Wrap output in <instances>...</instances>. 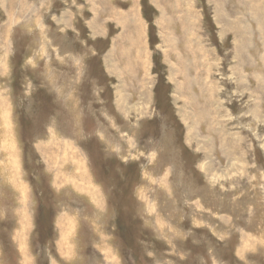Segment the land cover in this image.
I'll use <instances>...</instances> for the list:
<instances>
[{"label":"rangeland","instance_id":"obj_1","mask_svg":"<svg viewBox=\"0 0 264 264\" xmlns=\"http://www.w3.org/2000/svg\"><path fill=\"white\" fill-rule=\"evenodd\" d=\"M247 6L0 0V264H264Z\"/></svg>","mask_w":264,"mask_h":264},{"label":"bare ground","instance_id":"obj_2","mask_svg":"<svg viewBox=\"0 0 264 264\" xmlns=\"http://www.w3.org/2000/svg\"><path fill=\"white\" fill-rule=\"evenodd\" d=\"M255 0H241V2H244V3H246V6H247V9L248 10H250L249 11V13L251 14V16L253 17V18H255V20H257V22L259 23V27L262 29V25L264 26V22H262L261 21V18L263 17L264 18V16L262 15V12L264 11V10H262V12H261V9L259 10L258 8H256V6L258 5L259 6V3H257L258 2V0H257V2H254ZM256 3H257V5H256ZM262 4V3H261ZM260 4V5H261ZM263 5V4H262ZM257 6V7H258ZM261 7V6H260ZM259 7V8H260ZM258 13L259 15H260V13H261V15L259 16V15H257L256 13ZM254 13V14H253ZM254 15V16H253ZM263 23V24H262ZM236 50H237V52H239V48L237 47L236 48ZM246 90V89H245ZM11 151V150H10ZM4 154H8V151H5V153ZM10 154V153H9ZM7 165H10V162L7 164ZM14 169H16V167L14 166ZM17 170V169H16ZM89 193V192H88ZM91 194H93V193H91ZM90 194V195H91ZM88 195V194H87ZM93 196V195H92ZM92 196H91V198H92ZM69 260V259H68Z\"/></svg>","mask_w":264,"mask_h":264}]
</instances>
